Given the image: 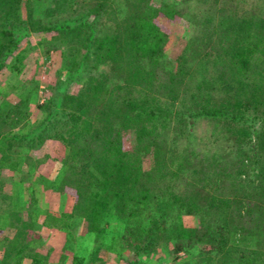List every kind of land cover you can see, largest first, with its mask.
I'll use <instances>...</instances> for the list:
<instances>
[{"label": "trees", "instance_id": "1", "mask_svg": "<svg viewBox=\"0 0 264 264\" xmlns=\"http://www.w3.org/2000/svg\"><path fill=\"white\" fill-rule=\"evenodd\" d=\"M130 1V13L123 19L116 17L110 0H93L86 10L74 11L64 20L38 19L25 28L26 34L58 31L62 40L72 44L81 38L72 53L73 65L89 56L100 63L107 58L114 62L111 73L102 70L90 76L83 112L65 110L60 124L50 112L36 129L25 133L27 142L31 141L28 145L56 136L63 139L73 163L67 164V173L72 175L78 196L95 199L91 210L94 229L102 225L103 213L109 211L106 199L113 194L110 207L119 214L131 200L136 207L151 208V216L159 213L149 219V229L138 230V246H147L154 238L153 229H160L175 250L206 245L202 251L210 264H264V14L219 7V0H209L213 3L206 13L195 23L190 21L201 29L200 35L191 36L186 54L173 59L166 48L170 30L162 19L187 15L189 0ZM54 2L72 6L74 0ZM19 41L15 37L4 45L7 55ZM4 63L0 61V68ZM126 77L146 90L143 106L123 94ZM103 95L115 106L109 119L116 130L113 135L96 128L87 117L89 106ZM201 120L211 123L208 136L217 145L212 152L193 144L200 136L197 126ZM154 122H173L174 133L167 134L172 141L153 129ZM125 125L136 131L134 147L127 151L119 132ZM180 136L193 146L178 153ZM5 153L0 155L1 166L18 167L19 161L3 160ZM145 156L152 160L144 162ZM172 165L176 167L173 172ZM169 176L173 178L167 183ZM71 215L67 213L65 218ZM9 216L0 215V222L8 224ZM190 216L199 218L198 225ZM30 226V219L26 220V234H31ZM17 235L0 239L5 252L0 264H22L27 256L38 264L46 262L27 251L34 234L24 239V234ZM249 236L255 239L254 248H236L231 243ZM140 253L138 249L137 255ZM84 257L74 256V264H85ZM129 261L140 264L136 257Z\"/></svg>", "mask_w": 264, "mask_h": 264}, {"label": "rangeland", "instance_id": "2", "mask_svg": "<svg viewBox=\"0 0 264 264\" xmlns=\"http://www.w3.org/2000/svg\"><path fill=\"white\" fill-rule=\"evenodd\" d=\"M92 1L74 0L70 6L68 2L56 5L54 0H0V61L5 60L3 67L0 68V155L7 152L6 155L3 154L5 162L15 160L16 156L20 160L16 169L0 164V212L6 210L5 207L10 208L9 202L11 203L12 198L14 204H10L14 209L9 216V223L5 225L4 222H0V239L9 233L14 234L17 230L15 227H20L25 232L23 239L34 234L27 251L39 254L43 262L48 260L50 264L53 263L51 260L57 259L58 264L59 261L62 264H71L68 261L69 252L73 255L78 252L80 256H85L87 259L85 264H129V260L132 261L135 257L139 259L140 264H210L206 259L209 256L202 251L206 245L197 243L187 249L175 250L173 243L163 237L160 229H153L154 238L148 241L147 246H138V230L142 227L149 229L151 226L150 224L148 227L149 219L157 218L159 213L155 212L151 216V208L136 207L131 200L119 214L110 207L109 201L113 199L111 198L113 194L106 199L105 209L109 211L103 213L102 225L94 229L91 210L93 203H96L95 199L88 197L87 194L78 196L70 178L72 175L67 173L68 165L73 163L69 162V149L63 139L56 136L44 141L35 140L33 145H28L31 141L27 142L25 133L36 129L39 122L50 115V112H53V118L59 124L62 121L58 120H63L65 110L75 109L83 112L88 102L90 76L98 75L102 70L111 73L114 62L107 58L100 63L97 58L89 56L73 65L72 53L75 47L80 45L81 38L72 44L62 40V35L58 31H31L26 34L25 28L38 19L64 20L73 15L74 11L86 10ZM261 1L219 0L217 6L253 9L264 14V4L260 5ZM110 2L116 11V17L123 19L129 15L132 5L130 0ZM187 3L190 4L187 15L162 19L164 26L170 30L171 39L166 48L173 59H180L189 50L188 40L201 31L195 25L191 26V22L193 20L195 23L197 17L203 16L213 1L189 0ZM47 10L53 13L49 14ZM15 37H20L18 46L14 52L7 55V46L4 45L10 44ZM94 63H98L99 67L95 68ZM122 81L123 94L143 106L146 101V90L134 84L128 77ZM95 103L92 102L89 106L87 117L92 119L96 128L113 135L116 130L109 119L115 106L106 101L104 95ZM96 114L97 117H94ZM154 124V130L172 141V136L167 134L174 133L173 122L170 125H167L169 122ZM119 129L122 133L123 149L131 150L135 142V128L125 125ZM197 131V135L200 136L192 143L206 153L212 152L217 145L208 136L211 132V123L208 120H201ZM12 134L16 137L11 139L5 137ZM176 142L178 153L192 145L185 136H180ZM140 146L143 148L142 144ZM142 151L140 149L141 153ZM151 160V157H144V162ZM151 164L150 162L147 167ZM175 169V165H172L170 170L173 172ZM170 177H167V183L172 181ZM17 183L28 195L25 202L16 201L18 197L15 196V192L20 189ZM111 209L115 214L110 212ZM67 213L73 215L66 219ZM189 218L198 225L197 216ZM29 219L31 234H26L27 228L24 227V223ZM244 238H236L231 243L236 248L255 247L253 237L249 236L245 240ZM53 241L63 244L60 252L51 247ZM138 249H141L139 255ZM4 253L0 247V262L5 260ZM22 264L38 263H35L31 256H27Z\"/></svg>", "mask_w": 264, "mask_h": 264}, {"label": "crops", "instance_id": "3", "mask_svg": "<svg viewBox=\"0 0 264 264\" xmlns=\"http://www.w3.org/2000/svg\"><path fill=\"white\" fill-rule=\"evenodd\" d=\"M2 155V154H1ZM18 155V154H17ZM14 161H19V163H17V166H19V164H20V160H19V157L18 156H16V159L15 160H11L10 162H14ZM0 164H1V162H0ZM9 168L10 169H16V168H18V167H16V168H13V167H10L9 166ZM19 182V181H18ZM18 185H19V187H20V189L19 190H17L16 192H15V196H17L18 197V200H16V201H18V202H20V201H24L25 202V200L27 199V193L23 190V188H22V186H20V184L19 183H17ZM14 197V196H13ZM13 199V198H12ZM12 199L10 200L11 201V203L9 202V206H10V208H8V207H5V209L6 210H4V211H2V212H0V215H6V216H9V215H7L6 214V212L7 211H12L13 209H14V206H11L10 204H13L12 203ZM15 199V198H14ZM17 199V198H16ZM15 201V202H16ZM14 205V204H13ZM7 225V224H6ZM10 225V224H9ZM9 227V226H8ZM8 227H6V228H8ZM15 229H17L16 230V232L14 233V234H10L9 233V235H6V236H2V238L3 237H11V238H13V237H16V236H18L17 234H19V235H22V234H24L23 233V231H22V228H20V227H15ZM1 237V236H0ZM52 243V242H51ZM30 244V243H29ZM62 245L63 244H60V243H54V241H53V243L51 244V247H55V249H57L59 252H60V250H61V247H62ZM54 249V250H55ZM42 251H45V250H43L42 249ZM70 254H68L69 255V260L68 261H70V263L72 264H74V256H80L81 254H78V252H75V254L76 255H73V254H71V252H69ZM46 262H48V264H50V262L48 261V260H45ZM53 263L52 264H54V262H56L57 264H58V259L56 260V261H53V260H51ZM59 264H62V262L61 261H59ZM67 264V263H66Z\"/></svg>", "mask_w": 264, "mask_h": 264}]
</instances>
